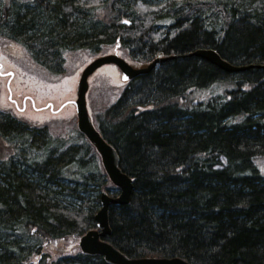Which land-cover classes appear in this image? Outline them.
Masks as SVG:
<instances>
[{
  "label": "trees",
  "instance_id": "1",
  "mask_svg": "<svg viewBox=\"0 0 264 264\" xmlns=\"http://www.w3.org/2000/svg\"><path fill=\"white\" fill-rule=\"evenodd\" d=\"M0 40L58 78L78 51L118 47L145 66L173 55L115 89L89 87L133 181L105 240L132 258L264 264V0H0ZM208 49L247 68L227 72L197 53ZM62 124L56 135L0 108V264H110L78 242L98 229L101 193L120 189Z\"/></svg>",
  "mask_w": 264,
  "mask_h": 264
},
{
  "label": "rangeland",
  "instance_id": "2",
  "mask_svg": "<svg viewBox=\"0 0 264 264\" xmlns=\"http://www.w3.org/2000/svg\"><path fill=\"white\" fill-rule=\"evenodd\" d=\"M113 51H115V53H113ZM85 52L86 51H78L77 56L79 58L77 59H79V61L75 63L72 62L70 65H75L74 69L67 74L68 76L58 78L49 76L44 69L29 61V59H27L28 57H25L23 50L19 46L14 44L5 45L0 40V63L3 65L2 72L6 73L12 71L14 74V77H12L10 81V88L7 86L9 76L3 77L0 75V108L9 110L16 116L26 119L33 124H49L56 135L57 133H62V123H64V125L74 124L77 126V113L74 105L59 112H56V109L65 99L73 97V100H75L77 98L76 92L80 74L83 68L96 58L95 56L87 55ZM108 52L109 53L102 55L118 54L122 56L118 47L110 48ZM77 59L75 58L76 61ZM129 62L134 67L145 66V64H140L138 62ZM101 78L108 80L109 89L110 87L115 89L122 84L121 72L114 65H104L94 72L89 79L90 89L97 86ZM9 89L12 91L11 96ZM90 91L92 90H89L87 93V103L90 114L94 119L93 104L96 103L92 102L94 98L89 95ZM10 97H12V99H10ZM13 100L16 101V104ZM50 102L55 104L52 111L51 108H45V105ZM262 171L264 173V168Z\"/></svg>",
  "mask_w": 264,
  "mask_h": 264
},
{
  "label": "water",
  "instance_id": "3",
  "mask_svg": "<svg viewBox=\"0 0 264 264\" xmlns=\"http://www.w3.org/2000/svg\"><path fill=\"white\" fill-rule=\"evenodd\" d=\"M203 58L225 69L227 72H238L247 67L234 66L224 60L217 51L213 49L201 50L197 52ZM174 56L158 58L147 66L135 68L118 54H108L96 57L83 70L77 87V98L74 102L77 113L78 130L88 139L98 152L101 164L109 176L111 182L120 188L119 195L113 197L106 191L100 196L101 208L95 215L98 229L90 230L84 234L79 241V246L83 253L90 255H101L110 264H190L181 257H140L132 258L114 247L105 240L111 230L108 222V209L111 204L125 205L130 202L133 190L132 178L120 167V158L116 149L102 136L100 131L93 124L88 108L86 94L89 89L90 76L100 67L106 64L116 65L124 81L133 79L142 73L150 72L159 61ZM264 67V65H262Z\"/></svg>",
  "mask_w": 264,
  "mask_h": 264
},
{
  "label": "flooded vegetation",
  "instance_id": "4",
  "mask_svg": "<svg viewBox=\"0 0 264 264\" xmlns=\"http://www.w3.org/2000/svg\"><path fill=\"white\" fill-rule=\"evenodd\" d=\"M1 68H3V65L2 64L0 65V75L1 76H4V73H2ZM10 96H11V94H10ZM10 99H12V97H10ZM13 102L16 104V101L15 100H13Z\"/></svg>",
  "mask_w": 264,
  "mask_h": 264
}]
</instances>
